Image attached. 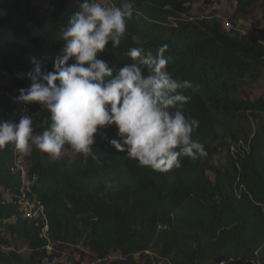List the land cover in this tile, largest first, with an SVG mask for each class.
Wrapping results in <instances>:
<instances>
[{
  "label": "trees",
  "instance_id": "16d2710c",
  "mask_svg": "<svg viewBox=\"0 0 264 264\" xmlns=\"http://www.w3.org/2000/svg\"><path fill=\"white\" fill-rule=\"evenodd\" d=\"M111 1L115 7L130 2L133 17L121 44L109 43L97 58L119 70L131 62L129 48L155 55L167 44L170 75L193 85L182 90L190 97L184 114L199 121L192 137L207 156L185 157L179 169L166 173L142 167L109 143L118 139L115 125L98 132L100 142L87 160L67 145L63 150L75 155L71 162L32 146V182L24 196L43 206L52 255L72 248L82 261V246L93 261L118 254L107 264H264V98L242 96L264 72V0H235L229 18L247 19L257 7L251 29L263 41L227 32L213 16H189L193 3L219 0ZM81 2L0 0V70L20 89L30 82L17 74L32 69L33 56L54 71L64 47L62 30L81 11ZM169 18L175 19L172 24ZM0 108L9 109L2 97ZM31 116L34 134L50 122L49 113L35 103ZM12 146L0 149V219L15 217L10 235L32 252L25 259L0 252V264H40L46 241L39 237L41 226L16 210L23 197L19 175L10 171Z\"/></svg>",
  "mask_w": 264,
  "mask_h": 264
},
{
  "label": "clouds",
  "instance_id": "9594fccd",
  "mask_svg": "<svg viewBox=\"0 0 264 264\" xmlns=\"http://www.w3.org/2000/svg\"><path fill=\"white\" fill-rule=\"evenodd\" d=\"M80 9L62 30L64 47L55 58L54 71H47L45 61L33 56L32 69L17 74L30 83L19 89L15 102L40 105L50 115L48 126L34 134V118L27 115L18 123L0 122V149L11 143L27 154L34 146L58 157L67 145L87 160L98 132L115 125L118 139L109 143L142 167L166 173L179 169L185 157H206L204 146L192 137L199 121L184 114L190 97L182 90L193 85L170 75L164 55L168 45L160 46L155 55L129 48L131 62L116 70L97 54L109 43L121 44L133 17L132 4L115 7L103 0H82Z\"/></svg>",
  "mask_w": 264,
  "mask_h": 264
},
{
  "label": "built area",
  "instance_id": "2783aa9c",
  "mask_svg": "<svg viewBox=\"0 0 264 264\" xmlns=\"http://www.w3.org/2000/svg\"><path fill=\"white\" fill-rule=\"evenodd\" d=\"M103 2L107 6H114L111 0H103ZM222 28L231 33H238L246 38H253V31L251 26L248 25V30L244 31L240 29L241 22L237 19V21L231 20H220ZM19 87L16 86L12 80V76L6 70H0V97H2L5 101H7L9 109L5 110L0 108V122L3 121H12L19 122V119L22 116H31V103H17L14 98L19 95ZM32 149V148H31ZM12 154H13V164L10 168L12 173H17L19 175V183H20V193L22 194L23 199L19 200L16 204V210L18 214L28 220H34L36 224L41 226L39 237L42 240L46 241V245L42 248L45 250V255L42 256L40 260V264H87L86 259L91 258V253L85 252V257L81 261L79 254L75 253L74 259H69L65 257V252H62L60 256H53L54 248L49 240L48 235V223L44 214L43 206L35 201H30L25 199L24 192L29 189L32 181L28 179L30 163L28 162V157L31 154V151L27 154L21 153L12 146ZM3 199L8 201L10 199V195L8 191L3 192ZM15 223V217L10 218H2L0 219V252L6 254L8 252H15L21 254L23 252H32V250L25 245L23 249H18L16 243L8 240V236H10L9 226ZM56 252V251H55ZM118 256L111 253L106 258L102 260H92L89 264H99L101 261L107 264L109 261L116 259Z\"/></svg>",
  "mask_w": 264,
  "mask_h": 264
},
{
  "label": "rangeland",
  "instance_id": "374dc122",
  "mask_svg": "<svg viewBox=\"0 0 264 264\" xmlns=\"http://www.w3.org/2000/svg\"><path fill=\"white\" fill-rule=\"evenodd\" d=\"M234 4H235V0H219L217 3L211 4V5L202 4L201 2L193 3L190 7L189 16H192V17L213 16L215 18H218L219 20H222V19L230 20L229 18H231V14L234 9ZM40 6L43 9L48 7V5L45 2H40ZM259 14H260L259 9L256 7L253 10L252 15H250L247 19H245L244 17H237V18H232V19L233 21H237V19L240 20L241 22L240 29L247 31L248 25H250L252 28V22H254V20L259 17ZM187 17L188 15L181 16L180 18H187ZM168 20L170 24H172L175 19L169 18ZM253 37H256L258 40L263 41L260 37L256 35H253ZM242 96L248 97L250 100L256 99L258 97L264 98V72L260 80L257 83L244 88ZM95 142H100V137L98 135H96ZM33 148L35 147L33 146ZM62 157H66L69 160V162L75 159V155L73 153L69 151H65V150H62L60 156L53 157V158H62ZM8 240L15 242L18 249H23V247H25V243L22 240L14 239L11 237V235L8 236ZM79 249H83L85 250V252H88V250L82 246ZM65 251H66L65 252L66 258L74 259V257H76L74 256L76 251H73L72 248L67 249ZM28 255H29L28 252L21 253V256L23 259L27 258ZM86 262L87 264H89V262H92L91 258L87 257ZM220 264H223V263H220Z\"/></svg>",
  "mask_w": 264,
  "mask_h": 264
}]
</instances>
